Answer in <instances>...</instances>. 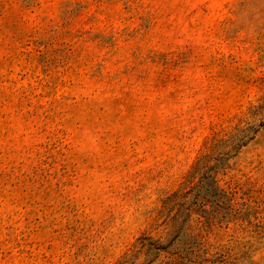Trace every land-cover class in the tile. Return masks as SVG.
Segmentation results:
<instances>
[{
	"label": "rangeland",
	"instance_id": "obj_1",
	"mask_svg": "<svg viewBox=\"0 0 264 264\" xmlns=\"http://www.w3.org/2000/svg\"><path fill=\"white\" fill-rule=\"evenodd\" d=\"M0 264H264V0H0Z\"/></svg>",
	"mask_w": 264,
	"mask_h": 264
}]
</instances>
